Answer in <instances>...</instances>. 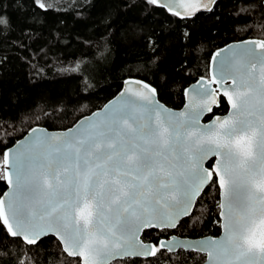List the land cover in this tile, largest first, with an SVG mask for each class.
I'll use <instances>...</instances> for the list:
<instances>
[{
  "label": "snow or ice",
  "instance_id": "snow-or-ice-1",
  "mask_svg": "<svg viewBox=\"0 0 264 264\" xmlns=\"http://www.w3.org/2000/svg\"><path fill=\"white\" fill-rule=\"evenodd\" d=\"M147 2L187 19L211 12L215 0H180L182 10ZM10 24L0 15V26ZM213 62L210 77L184 90L180 112L137 82L74 128L33 129L0 153V179L12 189L0 198V237L34 247L54 235L77 264H137L177 248L206 254L205 264H264V40L220 49ZM221 97L227 114L201 124ZM209 185L219 189V238L141 240L144 229L192 217Z\"/></svg>",
  "mask_w": 264,
  "mask_h": 264
},
{
  "label": "trees",
  "instance_id": "trees-1",
  "mask_svg": "<svg viewBox=\"0 0 264 264\" xmlns=\"http://www.w3.org/2000/svg\"><path fill=\"white\" fill-rule=\"evenodd\" d=\"M0 0V153L34 125L65 129L100 108L127 77L152 84L173 108L184 89L208 76L212 52L246 38L264 39L263 0H217L211 12L182 19L147 0ZM223 97L204 120L224 114ZM207 165V164H206ZM208 166V165H207ZM3 175L0 161V176ZM6 188L0 179V195ZM218 186H206L192 217L174 229H144V241L174 233H219ZM202 253L162 250L137 264H199ZM77 264L48 235L36 246L0 237V264ZM113 264H119L114 261Z\"/></svg>",
  "mask_w": 264,
  "mask_h": 264
},
{
  "label": "water",
  "instance_id": "water-1",
  "mask_svg": "<svg viewBox=\"0 0 264 264\" xmlns=\"http://www.w3.org/2000/svg\"><path fill=\"white\" fill-rule=\"evenodd\" d=\"M217 0H215V3H216ZM168 3L170 4L171 7L175 8V9H181L182 10V5L180 3V0H168ZM214 3V4H215ZM214 4L210 5L211 8H213ZM263 6H264V0H263ZM166 9V8H165ZM169 12V11H168ZM170 13V12H169ZM182 19H185L183 18L182 16H178ZM190 18V17H189ZM249 40H264L262 38H246V39H242V40H237V41H232V42H229L227 44H225L224 46H221L217 49H215L211 56H210V59H209V66H208V69H209V72H208V76L207 77H210V75L212 74V70H213V67H214V62H213V56L215 53H217L220 49H227L228 46H233V47H236V46H239L242 44V42L244 41H249ZM206 77V78H207ZM201 77H199L197 80L191 82L189 85H187L185 87V89H191L192 86L196 85L197 81L200 80ZM137 82H141V83H146L148 85H150L151 87H154L152 84H150L149 82L141 79V78H138V77H127L124 79L123 83H122V86L120 88V90L112 97L110 98L107 102H105L100 108H97L96 110L92 111L91 113L87 114V115H84L82 116L81 118H79L73 125H71L70 127L68 128H65V129H60V130H51V129H48L44 126H41V125H34L32 126L31 128H29L26 133L21 137L19 138L18 140H16L10 147L6 148L4 151H8V150H12L13 152L16 150L17 147H19V145L26 141L27 139L31 138L32 136V130L33 129H36L37 130V134H39L40 132H47L49 134H60V133H64L67 131V129L69 128H74L79 122H82L85 118L87 117H90L92 115V113L94 112H98L100 110H102L105 105H108L110 103H114L116 100L119 99L120 95L122 92H124V90L126 88H133L136 86V83ZM155 88V87H154ZM184 89V90H185ZM183 95H184V102L182 104V106L180 108H173V107H170L168 105H166L164 102H162L159 97H158V93L156 95V99L158 100V102L160 103V105H162L164 108L168 109V110H171V111H174V112H180L182 110H184V106L185 104L187 103V97L185 96V91L183 92ZM225 99V98H224ZM226 101V99H225ZM227 103V101H226ZM228 105V104H227ZM219 106V105H218ZM218 106H214V108L218 107ZM229 111V105H228V110L224 113V114H215L213 115L210 119L208 120H204V117L207 115V114H210V113H205L202 117H201V124H208L210 123L216 116H224L227 114V112ZM3 151V152H4ZM214 162V161H213ZM207 166V165H206ZM2 170H3V174H4V168H3V165H2ZM7 171L9 172V174L11 173V167L9 166ZM14 178V177H13ZM5 181V184H6V188L5 190L3 191V193L0 195V198H4V199H7V196L5 195L6 193H10L11 192V186L7 183L6 180ZM219 200H220V196H219V199H218V203H219ZM219 211L218 210V216H219ZM184 218V217H183ZM220 219V218H219ZM220 228V227H219ZM159 229V228H157ZM170 230V229H169ZM144 231V230H143ZM142 231V232H143ZM142 232L140 233V238L141 240L142 239ZM51 235V234H50ZM222 235V229L220 228L219 230V233L215 236L213 235H204V236H201V237H196V238H192V237H187V236H179L177 234H170L168 237L166 238H161V239H172V238H175L177 240H180V241H185V242H188V243H198L200 241H203L205 238H219L220 236ZM53 237H55L54 235H51ZM56 238V237H55ZM57 239V238H56ZM144 241V240H143ZM146 243H154V242H151V241H144ZM178 249H184V248H177V249H174L172 252L178 250ZM184 250H188V249H184ZM194 251V250H193ZM198 252V251H196ZM200 253V252H199ZM205 257L203 259V261H201L199 264H205V261L207 259V256L206 254L202 253ZM149 258V257H148Z\"/></svg>",
  "mask_w": 264,
  "mask_h": 264
}]
</instances>
